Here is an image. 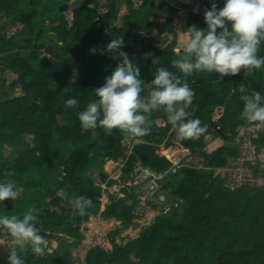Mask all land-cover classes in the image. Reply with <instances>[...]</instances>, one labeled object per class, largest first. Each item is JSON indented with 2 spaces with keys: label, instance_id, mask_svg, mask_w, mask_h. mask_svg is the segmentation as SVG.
Segmentation results:
<instances>
[{
  "label": "trees",
  "instance_id": "trees-1",
  "mask_svg": "<svg viewBox=\"0 0 264 264\" xmlns=\"http://www.w3.org/2000/svg\"><path fill=\"white\" fill-rule=\"evenodd\" d=\"M68 2L0 0V20L7 18L0 22V181L14 180L20 193L16 200L0 202V215L22 217L29 208H35L39 213L36 226L42 225V233L63 235L57 237V247L45 251L43 257L25 245L21 256L25 264H76L71 251L84 238L80 227L90 216L100 213L103 218L119 220L120 227L110 235L138 217L134 213L138 194L126 188L122 190L131 203L126 196L109 197V204L101 211V183L93 180L89 171H97L101 182L109 185L113 180L108 181L103 171L109 159L124 161L121 177L128 181L138 163L160 172L168 170L174 161L183 164L189 156L201 157L202 168L182 165L167 174L163 190L171 203L168 210L156 215L153 223L124 245L112 240L110 251L91 247L84 264H264V184L231 190L223 177H213L216 168L228 164V157L239 154L234 142L238 127L250 125L240 119L243 102L239 84L264 95V67L246 77L243 70L222 79L217 73H193L186 78L196 94L190 118H198L201 126H207L206 133L181 141L167 115L159 111L152 114L151 133L135 138L141 142L129 148L126 142L135 139L125 138L119 130L110 135L102 128L95 134L82 131L76 115L119 62L103 50L112 39L122 36L125 43L121 51L140 67V78L146 83L160 66L181 75L170 63L181 51H174L176 40L164 48L144 40L142 49H135V43L159 27L152 20L159 13L150 7L149 0H143L138 8L126 0L128 14L123 25L106 35L105 27L117 19L119 0H111L102 15H91L83 3L75 8L71 24L63 13L66 7L61 8ZM212 2L222 8L225 0H195L193 6L200 12L194 14L191 9L183 30L193 24L206 28L203 10ZM19 22L23 28L10 39L12 34H6V27ZM166 30L161 28L160 32ZM93 48L97 51L92 52ZM258 55L264 56V43ZM154 57H159V65L153 64ZM18 86L20 94L15 91ZM68 98L78 99L76 109L64 108ZM210 134L220 137L223 144L208 153L204 137ZM252 141L257 151L264 148V126ZM253 175L264 179V168H253ZM81 195L92 201L86 215L69 204ZM148 205L165 210L152 202ZM8 251L9 246L0 245V264H8Z\"/></svg>",
  "mask_w": 264,
  "mask_h": 264
},
{
  "label": "clouds",
  "instance_id": "clouds-1",
  "mask_svg": "<svg viewBox=\"0 0 264 264\" xmlns=\"http://www.w3.org/2000/svg\"><path fill=\"white\" fill-rule=\"evenodd\" d=\"M199 12V7L193 9L194 14ZM203 19L206 28L190 25L185 31V39L178 45L180 54L170 61L171 67L181 75L160 66L156 68L154 78L147 83L140 78V67L121 51L125 43L123 37L112 39L103 51L119 62L105 77L103 85L93 90L94 98L90 97L85 108L76 113L81 130H91L95 134L97 128H102L109 135L113 130H119L125 138L135 139L149 135L152 114L163 111L177 139H198L206 133L207 126H201L198 118H190L194 115V110L189 109L196 94L186 78L193 73L206 72L217 73L222 79L224 76H236L242 70L246 77L264 67V56L258 55L260 45L264 43V0H225L222 8L212 2L210 8L203 10ZM91 51L96 52L97 49ZM152 62L159 65V57H154ZM238 92L243 102L240 119L250 125L264 126V95L250 91L244 83L239 84ZM78 105V99L68 98L64 108L76 109ZM158 123L162 124L161 121ZM134 185L143 190L144 185ZM19 194L14 180L6 178L0 181V202L16 200ZM69 204L80 215H86L92 201L81 195L73 197ZM37 223L39 213L35 208H29L22 217L0 215V239L10 238L8 264H25L21 258L25 245L34 255H45L47 241ZM0 245L7 244L0 242Z\"/></svg>",
  "mask_w": 264,
  "mask_h": 264
},
{
  "label": "rangeland",
  "instance_id": "rangeland-1",
  "mask_svg": "<svg viewBox=\"0 0 264 264\" xmlns=\"http://www.w3.org/2000/svg\"><path fill=\"white\" fill-rule=\"evenodd\" d=\"M111 0H69V3L67 4L66 8L64 9L63 13L65 18L67 19V21L69 22V24H71V20L75 11L76 7L81 6L83 3L86 5V7L88 9L91 10V15H95L94 13H98L99 15H102L103 13H106L107 10L109 9V4H110ZM142 0H131L133 7L138 8L141 4ZM158 1V0H157ZM156 2V1H154ZM153 2V4H154ZM158 2H162L165 3L164 7L168 4H177V2L179 3V0H162V1H158ZM161 3L162 7L163 4ZM126 0H119V9L117 12V19H115L114 21H112V23H110L109 25H107L103 31V33L106 34H110L112 31L113 27H121L122 24V20L123 18L128 14V11L126 9ZM154 12H152L153 15ZM176 17V16H175ZM178 17V16H177ZM173 21L174 25L169 26L167 28L166 31L160 32L161 27H157L156 29H154L148 36H145L147 34H143V36H145V43L151 42L153 46H159L161 48H164L166 46V44H168L169 42H171L172 40H184L185 39V33L181 32L182 30V26L185 22V18L184 16H182L180 14V16ZM7 20L6 17H3V19L0 20L4 21ZM153 21H157L159 22L160 26H163V17L161 16V13L159 14L158 18H153ZM95 22V21H94ZM46 24H48V21L45 22ZM97 23L100 24L101 20L98 19ZM163 23V25H162ZM182 25V26H181ZM23 28L22 23H16V24H9L6 27V34L10 35V34H14L19 32L21 29ZM135 31V30H134ZM177 31V33H176ZM180 34H179V33ZM159 34V35H158ZM177 34V36H176ZM158 35V36H157ZM184 36L182 39H178V37ZM176 38V39H175ZM181 50L179 48H176L175 52H180ZM146 55H148V53H146ZM12 79V77L9 78V80L7 82H10ZM16 94H20L21 92V88L18 86L16 88ZM244 126H239L237 129V134L235 135L234 138V142L235 144H237L238 147V151H239V155H237L240 160L237 161V164L233 166V168H229L227 167V165L225 167H221V168H216L214 173H213V177L220 175L221 177H223L225 179L224 185L226 187H228L231 190H235L241 186H254L260 183L264 184V179L262 177V175H258L257 177H254L253 175V168L256 169H263L264 168V148H261L259 151L256 150L255 148V144L252 141V138H256L258 137L259 132L262 131L263 126H260L257 129L252 128L251 130H249L248 132H250V134H252V136L247 140H242V130ZM242 140V141H241ZM140 142V140L135 139L133 140H129L126 142V146H128L129 148H131V146L134 143H138ZM250 143V144H249ZM204 150H206V152L211 153L212 151H214L215 149L219 148L222 144H223V140L220 137H217L215 135H207L206 137H204ZM161 148L163 149V145H161ZM237 157V158H238ZM233 157H228V160H230ZM202 158L198 157V156H194V157H188L185 160V164L184 166H188V167H192L195 169H201L202 168ZM174 163L173 162L171 168L169 169L170 172L175 171L173 167ZM124 165V161L120 158L115 162H109L107 161L104 165H103V171L105 172V174L107 175V180H113V182L109 185L106 184H102L100 176L98 174L97 171L93 170V171H89L88 174H90V176L93 178V180H95L96 182H98L99 184L101 183V187L104 188V190H111L112 192H115V199H121L124 198L126 199L127 197V202L131 203V199L128 197V195L126 194L125 191H122V189L126 188L127 191H134L135 193L138 194V200L139 202L137 203L135 209H134V213H136L138 215V217L134 220L132 227V230H129L127 232H122L120 233L119 236L115 237V241L116 243H118L119 245H124L126 244L128 241H130L133 238H136L141 229L143 227H147L149 226L151 223H153L155 216L158 214H162L163 212L167 211V206L169 208V202L166 200V198L168 197V194L166 192V190H157V192L153 195V196H148L144 190H141L140 187L134 185L133 183V178L131 177L133 173H131L130 175V180L126 181L124 179H122L121 174H122V168ZM177 169V168H176ZM169 172V173H170ZM167 179V175L165 176V180ZM165 180L163 181V183L165 182ZM259 180V182H258ZM164 192V199L163 197H159L160 193ZM159 195V196H156ZM126 196V197H125ZM163 196V195H162ZM106 196H103L100 198V201H102L101 204V211L104 210V205L105 204H109L106 203L108 200H106L105 198ZM147 201H152L154 204L158 205V206H163L164 208H166L167 210H161L159 208L156 209H152L150 208V206L147 204ZM169 203V204H167ZM100 215V214H99ZM98 216V215H97ZM90 218H96L95 216H90ZM105 220L102 216L100 218H96L94 219V223L98 222V226H100V221ZM107 221L110 222H104L101 226L102 231L101 234L103 235L102 238L100 240H92L91 238H85V240L82 242V240L80 241V245H82V243H84L86 246H82V249H86L88 247H93V246H99L101 248H103L104 250L110 251L112 248V243H108V241L104 240L103 237L108 234L109 231H111L114 227L117 226V222H114L113 219H109ZM89 223V228H94L95 229V224ZM85 223L81 224V230L84 233V235H89V229L87 226H84ZM134 231V232H132ZM99 233L96 232V234ZM52 235V234H51ZM54 237L56 238L58 236V234L53 233ZM101 237V236H100ZM46 241L48 243H51V241L45 237ZM81 247V246H80ZM79 247V248H80ZM49 246L46 247L45 251H48ZM51 250H53V248L51 247ZM50 250V251H51ZM80 250H74L73 251V255L76 256L75 259L80 260L79 254H80Z\"/></svg>",
  "mask_w": 264,
  "mask_h": 264
},
{
  "label": "crops",
  "instance_id": "crops-1",
  "mask_svg": "<svg viewBox=\"0 0 264 264\" xmlns=\"http://www.w3.org/2000/svg\"><path fill=\"white\" fill-rule=\"evenodd\" d=\"M156 1V0H155ZM181 2H179V3H181V4H185V5H187L188 7H186V6H183L182 8H173V10L171 11V12H167L168 14H171V15H174V16H172V18H174V20L176 19V17L178 16H180V14L182 15V16H184V18H185V22H186V20H187V17H188V15H189V12L191 11V9L192 8H194V3H195V0H180ZM156 2H154V4H155ZM160 3H162V2H160ZM178 3V2H177ZM153 4V5H154ZM163 4V7H162V5L160 6V10H159V12L161 13V15H163L164 14V8L166 9V7H164V4L165 3H162ZM193 6V7H192ZM175 7H177V5L175 6ZM159 13V14H160ZM159 16V15H158ZM176 16V17H175ZM177 17V18H178ZM184 22V23H185ZM184 25V24H183ZM182 26V25H181ZM183 27V26H182ZM162 29H165L164 28V26H162L161 27ZM181 32H184L185 33V30H183V28H182V30H181ZM176 33H177V31H176ZM179 33V32H178ZM180 34V33H179ZM176 36H177V34H176ZM176 39V38H175ZM178 39H180V37H178ZM182 40H176V45H175V47H174V51L176 50V48H179L178 46H177V42H181ZM172 42V41H171ZM242 126H244L245 127V125H242ZM246 126H251V125H246ZM216 150V149H215ZM107 161H109V162H115V160H112V159H109V160H107ZM106 161V162H107ZM172 166V165H171ZM188 167V166H187ZM190 168V167H189ZM174 173V172H173ZM102 184H106V182H102ZM107 185V184H106ZM102 186V185H101ZM161 190H163V184H162V188H161ZM123 191V190H122ZM164 192H161L160 193V196L159 197H163V199H164ZM102 195L103 196H106L105 198H106V200H108L106 203H108L109 202V197H115V192H112L111 190H104V188L102 187V192H101V197H102ZM163 195V196H162ZM166 198V197H165ZM148 202H152V201H147V204H148ZM153 203V202H152ZM170 203V202H169ZM169 203H167V204H169ZM101 204H102V201H101ZM171 204V203H170ZM170 204H169V206H170ZM107 204H105L104 205V207L106 206ZM151 208V207H150ZM100 210H101V207H100ZM100 214V213H99ZM99 214H97V215H93V216H95L96 218H100L101 216L99 215ZM96 218H89V220L87 221V222H85V224H84V226H87L88 227V229H89V235H84V238L82 239V242L85 240V238L87 237V238H91V241L92 240H100L101 238H102V234H101V232L100 231H102V228H101V226H102V224L105 222H110V221H107V220H109V219H113V221L114 222H117L118 224H117V226L116 227H114L111 231H109L108 232V234H106L104 237H103V239L106 241H108V243H112V240H114V242H116L115 241V237H117V236H119L120 235V233H122V232H127V231H129V230H132V225H133V223H134V220L128 225V226H126V227H124V228H120V232L119 233H117V234H115V235H110V233L111 232H113L115 229H117V228H119L120 227V221L119 220H116L115 218H108V219H106V218H104L105 220H103L102 219V221H100L101 223H100V226H98V222L99 221H97L96 223H94V219H96ZM89 223H94L96 226H95V229L94 228H89ZM37 228L38 229H40V231H41V235H44L45 237H47L48 236V234H52L51 235V237H47L50 241H51V243H48L47 242V246H49V249H48V251L49 252H51L52 250H51V247L54 249V248H56L57 247V245H58V239H57V237H59V236H63L62 234H59V233H56V232H51V231H46L45 233H42V225H38L37 226ZM80 230H81V228H80ZM82 231V230H81ZM99 231V233H97L96 234V232H98ZM132 232H134V231H132ZM53 233H56V234H58V236L55 238L54 237V235H53ZM84 234V233H83ZM101 236V237H100ZM5 239H9L10 240V238L9 237H5ZM134 239V238H133ZM81 246V247H80ZM82 246H86L84 243H82V245H80L79 244V246L78 247H76L75 249H72V251H71V254H72V261H74L76 264L77 263H80V264H84L85 263V255H86V253H87V251L91 248V247H88V248H86V249H82ZM80 247V248H79ZM94 247V246H93ZM77 249H79L80 250V254H79V257H80V260H77V259H75L76 258V256H74L73 255V251L74 250H77ZM112 249V248H111ZM51 250V251H50Z\"/></svg>",
  "mask_w": 264,
  "mask_h": 264
},
{
  "label": "built area",
  "instance_id": "built-area-1",
  "mask_svg": "<svg viewBox=\"0 0 264 264\" xmlns=\"http://www.w3.org/2000/svg\"><path fill=\"white\" fill-rule=\"evenodd\" d=\"M252 128L257 129L259 127H257L256 125H251V126H245V127H243V129H241L242 130V137H241L242 140H245V139L248 140L252 136V134H250V132H248ZM237 157L238 156L231 158L228 162L227 167L233 168V166L237 164V161L240 160V158L239 157L237 158ZM184 164H179L178 162H176V163H174L172 168H174V170L176 171V168H180ZM175 171H173V172H175ZM169 172L170 171L168 169V170L156 173L150 167L137 165L133 170L132 176H133L134 183L144 185L143 190L145 191V193L148 196H153L157 192V190H160V188L162 186V182L164 181L165 176ZM170 173H172V172H170ZM258 182H259V180H258ZM262 184L263 183H260L257 185H262ZM156 196H158V195H156ZM167 209H168V207H167ZM167 209L165 208V210H167ZM0 242H2L3 244H7L8 246L10 245L9 239L1 238Z\"/></svg>",
  "mask_w": 264,
  "mask_h": 264
},
{
  "label": "flooded vegetation",
  "instance_id": "flooded-vegetation-1",
  "mask_svg": "<svg viewBox=\"0 0 264 264\" xmlns=\"http://www.w3.org/2000/svg\"><path fill=\"white\" fill-rule=\"evenodd\" d=\"M158 1H162V0H158ZM158 1L156 0V3L153 5V2H154V1L149 0V5H150V7H151L152 9H157L158 13H160L159 10H160L161 3L158 2ZM165 1H167V0H165ZM179 1H180V0H179ZM180 2H181V1H180ZM142 3H143V0L141 1V4H142ZM181 3H182V2H181ZM181 3H177V4H172V3H171V4H168V5L165 6L166 9L164 8V14L161 15V16L163 17V23L165 22L164 25H163V23H162V25L164 26L165 29H167L169 26L174 25V23H173L174 18H172V16H174V15L168 14L167 12H171V11L173 10V8H182ZM141 4H140V5H141ZM176 5H177V7H175ZM126 9H127V4H126ZM127 11H128V10H127ZM158 17H159V16L155 17V19L158 18ZM168 17L171 18V20H168ZM124 19H125V17H124L123 20H122V24H123ZM154 23H158V24H159V22H157V21H154ZM158 26H159V27H162V26H160V24H159Z\"/></svg>",
  "mask_w": 264,
  "mask_h": 264
},
{
  "label": "water",
  "instance_id": "water-1",
  "mask_svg": "<svg viewBox=\"0 0 264 264\" xmlns=\"http://www.w3.org/2000/svg\"><path fill=\"white\" fill-rule=\"evenodd\" d=\"M63 7H66V5L64 6H61V8ZM168 20H171V18L168 17ZM15 33L12 34L11 36H9L10 39L14 38L15 37ZM145 38L142 37L140 41H138L137 43H135V49L136 50H141L142 49V45H143V42H144ZM180 44V42H177V46ZM219 132H221V130H218Z\"/></svg>",
  "mask_w": 264,
  "mask_h": 264
},
{
  "label": "bare ground",
  "instance_id": "bare-ground-1",
  "mask_svg": "<svg viewBox=\"0 0 264 264\" xmlns=\"http://www.w3.org/2000/svg\"><path fill=\"white\" fill-rule=\"evenodd\" d=\"M183 37H184V36H181V35H180V39H182Z\"/></svg>",
  "mask_w": 264,
  "mask_h": 264
}]
</instances>
